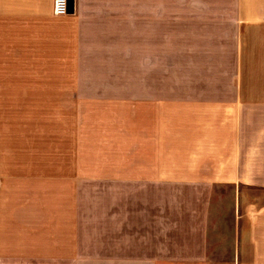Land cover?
Instances as JSON below:
<instances>
[{"label":"crops","instance_id":"crops-1","mask_svg":"<svg viewBox=\"0 0 264 264\" xmlns=\"http://www.w3.org/2000/svg\"><path fill=\"white\" fill-rule=\"evenodd\" d=\"M53 4L0 0V109L79 112L20 138H82V165L0 170V264H264V246L239 245L251 215L264 223V0H236L225 23L196 26L183 60L203 85L155 86L156 70L170 72L163 39L157 55L147 42V84L126 91L86 85L121 77L120 10L74 0L73 13L56 16ZM129 15L137 70L138 9ZM12 77L44 81L12 93ZM224 187L236 245L219 250ZM85 213L86 245L75 229Z\"/></svg>","mask_w":264,"mask_h":264},{"label":"rangeland","instance_id":"rangeland-1","mask_svg":"<svg viewBox=\"0 0 264 264\" xmlns=\"http://www.w3.org/2000/svg\"><path fill=\"white\" fill-rule=\"evenodd\" d=\"M234 1L236 0H101L102 4L115 6L120 10V13H117L116 16V22L121 28V31L117 32V38L121 37L122 39V57L119 58L118 55V62L114 66L121 77L89 79L86 80V85L117 87L123 88L125 91L129 90L134 83H138L139 86L146 85L145 54L147 42L154 43L157 55L158 49H162L163 39L167 40V49L170 50V72L165 79H162L159 70H156L155 86L203 85L201 80H195L191 77L190 66L192 65L183 60L184 56L186 52L189 54L190 50L193 49V40L191 39L194 38V33H197L195 32L196 26L209 23H225L228 12L233 8ZM131 7L138 9L139 12L137 30H133L132 37L133 42L138 41L139 67L137 70L130 60L131 28L129 10ZM199 34L201 35L202 32L199 31ZM14 58L18 57L12 56V59ZM21 67L22 64L12 61V76H18V70L22 69ZM136 74L139 76L138 79L135 77ZM36 81L44 80L12 77L11 91L17 93L19 90L34 87ZM77 114L79 112H34L0 109V170L6 171L7 168L8 171L9 168L16 171L20 167L30 166L77 167L82 165L80 158H78L82 155V138H20L21 135L25 137L33 134L36 125L40 128L49 127L52 118L54 120L69 117L73 119ZM43 133H45L44 129ZM231 195L232 191L227 187L220 189L216 194V207L213 215V228L215 231L213 234H216L217 237L212 238L211 244L219 250L236 245V239L231 237L237 225L234 223L235 216L232 213L230 204ZM256 195V192H251L252 199H256ZM74 198L85 205L82 209L86 212V191L76 190ZM251 208L256 209L255 206ZM85 217L86 213L84 216L85 222H82V217H80V221L76 220L75 229L85 232V238L79 241L80 243L84 242L86 245V226L92 224L86 223ZM258 218L251 215V224H247L249 227L245 229L250 230L246 231V234H250L251 237L240 239L239 245L264 246V223H260ZM242 227L243 224L240 223L239 229H242ZM82 257L80 255L76 259L81 260Z\"/></svg>","mask_w":264,"mask_h":264},{"label":"built area","instance_id":"built-area-1","mask_svg":"<svg viewBox=\"0 0 264 264\" xmlns=\"http://www.w3.org/2000/svg\"><path fill=\"white\" fill-rule=\"evenodd\" d=\"M70 0H54L53 14L56 16H66L71 14Z\"/></svg>","mask_w":264,"mask_h":264},{"label":"water","instance_id":"water-1","mask_svg":"<svg viewBox=\"0 0 264 264\" xmlns=\"http://www.w3.org/2000/svg\"><path fill=\"white\" fill-rule=\"evenodd\" d=\"M71 2V10L70 12L73 13L74 12V0H70Z\"/></svg>","mask_w":264,"mask_h":264}]
</instances>
